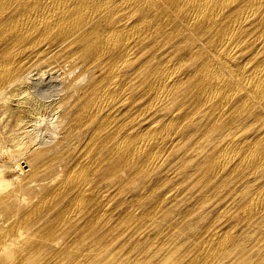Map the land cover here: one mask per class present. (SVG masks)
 <instances>
[{"label": "bare ground", "instance_id": "6f19581e", "mask_svg": "<svg viewBox=\"0 0 264 264\" xmlns=\"http://www.w3.org/2000/svg\"><path fill=\"white\" fill-rule=\"evenodd\" d=\"M37 109L55 115L57 139L36 149L26 137ZM7 154L63 170L47 181L20 166L35 183L14 188L1 163L0 264H264L251 259L264 243L247 246L214 222L187 249L144 244L158 210L176 202L172 188L107 223L114 201L144 200L128 183L153 177L156 193L164 170L178 176L169 155L198 161L205 184L264 166V0H0V159ZM255 190L243 193L238 220L264 213V185ZM105 224L125 234L130 258L106 256L96 237Z\"/></svg>", "mask_w": 264, "mask_h": 264}, {"label": "rangeland", "instance_id": "374dc122", "mask_svg": "<svg viewBox=\"0 0 264 264\" xmlns=\"http://www.w3.org/2000/svg\"><path fill=\"white\" fill-rule=\"evenodd\" d=\"M62 65L63 67L60 66L58 67L59 69L58 73H62L63 71L68 70L69 68V63H62ZM78 73L79 70L75 69L72 72L68 73V77L77 76ZM31 77H36V76L31 75ZM81 77L83 76H80V78ZM30 82H31L30 84H32L35 81H30ZM27 84L29 83H26V85ZM54 84L56 85V88L61 87L60 83L55 82ZM42 89L44 91H47V87L45 86H43ZM30 90L35 91V89L32 88ZM34 93L37 94V92ZM37 112H39L40 114H38L36 117H31L29 119L27 126L28 137H26L28 140L30 139V137L32 138V140H35L34 144H38L36 146L34 145L36 149L50 146L57 139V135L55 137L52 136L56 134L55 130L52 129V124H54L55 122V115H53L52 113H48L47 110L45 109H37ZM35 120L37 121L35 122ZM252 132L253 130L250 131L248 130L245 133L251 134ZM42 137L44 140L43 142L39 141V138L42 139ZM188 142L189 144H191V141ZM3 144L7 146V142H4ZM168 158L170 159L174 158L173 162L177 163V166L173 168L176 169L177 173L179 172L178 176L176 177L169 176L167 175L168 172L166 174V170H164V172L161 173L162 176L161 178L162 180H165V183H163V185L161 186L162 188L158 189L156 193L153 192L152 189H150L152 185L153 177H151L152 181H149L151 182V185L150 183H146L144 180L143 181L136 180L135 182L128 183L135 195L136 193L139 192L141 193L145 191L144 200L141 199L140 201L137 202L140 204L132 203L130 205L120 204L122 201L119 202L117 200L114 201V203L112 204V212L109 213L111 217H108L107 220L108 224L113 225V224L121 223V221L125 219L128 213L133 212L134 208L136 209L138 207L137 205L140 206L138 207L139 210L143 208H147L148 203L152 198L154 200L155 199L157 200L159 196L160 197L163 196L162 193H165L167 190L172 188L174 191H177L176 202L172 203V201L170 200L165 204V206L161 208V210H158V212L155 215L157 222L155 225L151 226L150 235L145 239L144 244L145 243H147L148 245L153 244L152 248L154 245L160 244V247L176 245L178 247L187 249L188 246L191 244L192 239H194L195 236L196 239L199 238L200 234H203L204 231L209 228L208 226H210V224L212 226L213 222L215 226L220 227L223 230L233 229L237 233L236 236L241 240H243L245 245L247 246L252 245L256 242L259 244V246L260 244L264 243V213L257 215L251 221L246 219L245 220L237 219L239 203L244 198L243 193L248 194L250 192H254L256 191L255 189L257 188V186L264 185V166L258 172L252 174H248V172L246 173L235 172L234 174L230 175L231 177H227V178L223 177L227 172H224L223 174L220 173L218 176H216V178H212L210 181L208 180L209 182L208 183L206 182L205 184L202 183L204 182V180L196 179L197 178L196 172L198 170L197 169L198 161L192 160L191 162L186 163V165L185 164L182 165L180 164L182 162H180L175 155L174 156L169 155ZM8 161H11V163ZM1 163H5V165L8 167V168L7 167L4 168L5 169L4 171L7 172L5 176L7 179L10 180L11 186L14 188H16L18 185H22L23 188L26 189L25 187H28V185H33L35 183L34 181L30 180L31 177L25 176L27 173L25 172L23 173L19 168L20 166L23 168L24 171L27 169L28 171L31 170V172L37 171V169L40 170L39 173L40 175H42L40 179L46 178L47 181L52 177V175L54 176V174L60 173L63 170V165H61V166H56V168L52 172H43L41 167L34 165V163L30 161V158L24 155L17 156V155L7 154L6 156L1 157L0 165H2ZM25 163H27V167H23ZM5 165L3 164V166ZM15 173L16 176L14 177L13 174ZM122 178H126V175H123ZM42 182H44V180ZM234 185H237V187L234 188ZM243 185H244V190H243ZM103 186L104 185H100V187ZM48 188L45 187L44 189L42 188L35 189L31 193H28L27 191L26 195L32 196V198H35L37 195L44 196L48 194L49 192ZM21 193L25 195L24 190L21 191ZM224 194H226V196ZM227 205H229V207H227ZM233 207H235V209ZM188 208H191L189 212H187ZM165 210H167V212L163 214ZM83 215L84 217L89 216L88 213H83ZM48 217L49 214L47 215L46 218ZM82 224L83 222H81V225ZM107 225L106 224L103 226L99 225L101 227L99 232L97 233L98 236H96L97 238H99L98 242L100 244L109 245V248L108 247L105 248L107 253L106 256L110 257L114 253V256L117 257L118 256L123 258L128 257V252H126V248L128 244L124 242L125 234L118 236L112 233H104L107 231L106 230ZM74 235L68 233L64 235L63 238H65L66 241L68 239L73 240L75 239ZM263 245L260 248H255V250L252 251L253 258L251 259L253 262L255 261V258L258 260L264 259V249L262 248ZM130 254H131V258H134L136 260L139 259L141 260L142 258V254L138 253L137 251H131Z\"/></svg>", "mask_w": 264, "mask_h": 264}]
</instances>
